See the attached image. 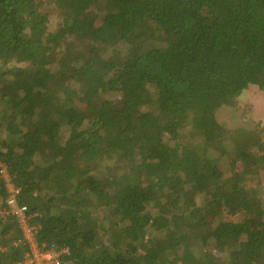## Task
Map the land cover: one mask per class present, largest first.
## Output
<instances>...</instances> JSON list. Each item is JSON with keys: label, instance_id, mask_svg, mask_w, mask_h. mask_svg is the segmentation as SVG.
<instances>
[{"label": "trees", "instance_id": "obj_1", "mask_svg": "<svg viewBox=\"0 0 264 264\" xmlns=\"http://www.w3.org/2000/svg\"><path fill=\"white\" fill-rule=\"evenodd\" d=\"M252 88L264 0H0V169L65 264H264ZM7 197L0 179V264H18Z\"/></svg>", "mask_w": 264, "mask_h": 264}, {"label": "built area", "instance_id": "obj_2", "mask_svg": "<svg viewBox=\"0 0 264 264\" xmlns=\"http://www.w3.org/2000/svg\"><path fill=\"white\" fill-rule=\"evenodd\" d=\"M0 179L5 182V188L8 194L6 210L18 219L24 234V240L29 247V252L24 261L18 264H65V258L69 253L67 248L40 244V226L33 223L34 216L29 213L28 206L20 203L22 190L13 182L5 166L0 169Z\"/></svg>", "mask_w": 264, "mask_h": 264}, {"label": "rangeland", "instance_id": "obj_3", "mask_svg": "<svg viewBox=\"0 0 264 264\" xmlns=\"http://www.w3.org/2000/svg\"><path fill=\"white\" fill-rule=\"evenodd\" d=\"M47 2L48 0H42ZM47 5L45 4L44 7ZM44 12V8L42 9ZM240 114L237 119L240 121V129L246 132L252 141L264 142V92L256 88L245 91L238 98ZM159 130L153 132L154 139L158 138Z\"/></svg>", "mask_w": 264, "mask_h": 264}]
</instances>
